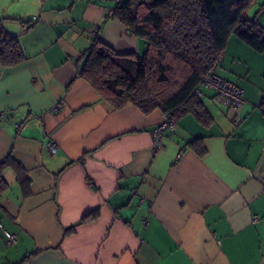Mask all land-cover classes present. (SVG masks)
Instances as JSON below:
<instances>
[{"label":"crops","instance_id":"obj_1","mask_svg":"<svg viewBox=\"0 0 264 264\" xmlns=\"http://www.w3.org/2000/svg\"><path fill=\"white\" fill-rule=\"evenodd\" d=\"M120 1L0 0L24 54L0 63V162L28 179L2 170L0 264H264V52L231 34L216 71L244 102L228 109L207 89L213 122L185 114L156 150L163 112L115 109L78 75L96 26L117 53L145 51L110 13ZM245 16L264 27V0Z\"/></svg>","mask_w":264,"mask_h":264},{"label":"trees","instance_id":"obj_2","mask_svg":"<svg viewBox=\"0 0 264 264\" xmlns=\"http://www.w3.org/2000/svg\"><path fill=\"white\" fill-rule=\"evenodd\" d=\"M256 1H120L112 15L131 34L146 41L145 51L141 55L117 53L93 37L78 75L115 109L128 104L144 114L159 109L164 116L170 114L175 120L189 113L208 126L213 116L194 91L199 88L203 94V89H210L200 85L201 79L216 70L229 36L234 34L255 51L264 52V27L256 19L245 16L247 8ZM23 59L17 38L7 34L0 24L1 65L14 66ZM188 144L200 156L205 154L201 139ZM6 165L20 171L18 163L9 156L0 162V190L7 186L2 175ZM18 179L22 186L28 185V179L20 172ZM28 192V189L24 191ZM95 216L96 212H91L82 220Z\"/></svg>","mask_w":264,"mask_h":264},{"label":"built area","instance_id":"obj_3","mask_svg":"<svg viewBox=\"0 0 264 264\" xmlns=\"http://www.w3.org/2000/svg\"><path fill=\"white\" fill-rule=\"evenodd\" d=\"M98 32V26L94 27L91 30V33L94 35V37L98 35ZM200 85L206 88L213 89V91L217 94L216 97L218 102H220L224 107L228 109L236 110L244 102L242 89L235 84L223 79L218 75L215 69L209 71L206 75L203 76ZM194 94L197 97L202 96V92L199 90V88L195 89ZM175 128L176 120L170 114L165 115L163 120L160 121L151 132L153 138V147L156 150L159 149L161 145L160 139L163 132H165L166 130H175ZM47 147L51 153L56 152L54 143L49 142L47 144ZM257 219V216H255L253 221H256ZM4 235L8 242L14 243L16 241V235L14 233L4 231Z\"/></svg>","mask_w":264,"mask_h":264},{"label":"rangeland","instance_id":"obj_4","mask_svg":"<svg viewBox=\"0 0 264 264\" xmlns=\"http://www.w3.org/2000/svg\"><path fill=\"white\" fill-rule=\"evenodd\" d=\"M252 10L250 9L249 15H251ZM207 89H203V92H205Z\"/></svg>","mask_w":264,"mask_h":264}]
</instances>
